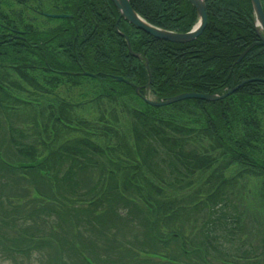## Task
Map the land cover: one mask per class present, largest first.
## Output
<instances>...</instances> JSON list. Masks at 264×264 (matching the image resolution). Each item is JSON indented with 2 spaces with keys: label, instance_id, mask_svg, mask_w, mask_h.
I'll list each match as a JSON object with an SVG mask.
<instances>
[{
  "label": "trees",
  "instance_id": "trees-1",
  "mask_svg": "<svg viewBox=\"0 0 264 264\" xmlns=\"http://www.w3.org/2000/svg\"><path fill=\"white\" fill-rule=\"evenodd\" d=\"M17 1L0 3V250L30 257L52 248L51 264H246L264 257V242L252 241L247 200L239 193L236 202L229 189L241 172L229 179L222 174L239 162L248 173L263 174L264 190V119L257 112L264 106V45L237 61L258 40L251 0H204L206 27L183 43L120 19L118 30L142 58L117 32L112 0H56L57 10L42 11L30 8V0ZM129 1L165 30L186 32L198 19L188 0ZM14 4L22 9H11ZM43 12L70 16L48 27L53 17ZM145 60L156 99L222 94L247 81L216 101L152 106L142 99L149 82ZM118 75L134 84L115 80ZM85 76L102 83L87 102L56 94L60 77L77 86ZM103 83L123 90L115 94ZM80 106L92 117L79 118ZM74 132L79 135L70 137ZM211 169L219 172L193 192L184 190ZM19 187L52 202L41 206L32 197L14 208L10 201L22 200L14 194ZM258 200L264 204V192Z\"/></svg>",
  "mask_w": 264,
  "mask_h": 264
},
{
  "label": "rangeland",
  "instance_id": "rangeland-1",
  "mask_svg": "<svg viewBox=\"0 0 264 264\" xmlns=\"http://www.w3.org/2000/svg\"><path fill=\"white\" fill-rule=\"evenodd\" d=\"M1 1L2 0H0V3H1ZM18 2H19V0L17 1V3ZM56 5H58L60 7L61 3L56 1V0H30V8L41 10V11H42V9H48L49 10L51 8L53 10H57L58 7ZM13 8L20 10V9H22V5L21 4H18V5L14 4L11 7V9H13ZM6 11H10V9H7ZM30 13L33 16H36L35 12L30 11ZM42 19L45 21V19L43 17H42ZM39 20H40V18H39ZM59 21L60 20H57L54 18L48 19V23H46V25H49L48 27H51V26H54L55 24H57ZM37 22L39 23V26H43L42 23H40L39 21H37ZM54 46H57V45H54ZM25 55L27 56L28 53H25ZM61 58L64 59L65 56H62ZM44 75H48V74H44ZM60 80L61 81L63 80V81L57 87V89L55 91L56 94L66 96L68 98V100H70L73 103H82L85 101L87 102V99L90 98L93 94L95 95V93L99 89L98 86L102 84L101 82H99L97 80H93L92 78H90L88 76L80 77L79 79H77L80 81L79 82L80 85H77V86H75V85L71 86L69 83V79L67 77H65V78L60 77ZM103 84L107 88L113 87V86H109L108 83H103ZM120 90L122 91L123 89H121V87L118 88L116 90L115 94H119ZM136 100H137V103H138L140 108H145V105L139 99L136 98ZM77 105H80V104H77ZM82 109H83V107H81V106L75 108L76 114L79 118L87 119V118L92 117V115L86 114L85 111H81ZM117 110H119V105L117 106ZM257 112L258 113L260 112L258 114L260 119L261 120L264 119V106H263L262 110H258ZM108 115L109 114L107 113V115H106L107 118H109ZM120 118H123V116H120ZM123 121L126 125H128V117L122 119V124H123ZM263 126H264V123H263ZM76 135H79V132L72 133L70 137H73ZM206 140H207V138H205V141ZM262 148H263L262 151L264 152V146ZM0 150L3 152V149L0 148ZM254 153H255V151L252 152V154H254ZM250 156H253V155L250 154L249 157ZM228 157H230V156H228ZM226 160H229V159L226 158V159L222 160V163H225ZM245 168H246V165H244V164H241L239 162H232L229 167L222 170V174L224 175L225 178L229 179L231 177H234L235 175L237 176V174L239 172H241L242 178H238L236 181H234L233 185L230 186L229 189L234 193L233 198L236 202L238 200L239 193L242 194V198L244 200H247V206L253 212L252 213L253 219L251 222V230L253 232V240L252 241L255 245H256V243H259V241H261L260 244H262L264 242L263 241L264 240V204L258 200V194L259 193L261 194V192H264V190L262 189V185H261L262 177H263L261 175H263V174H251V173H248V170H245ZM217 170L218 169H215L213 171L211 169V170L202 172L200 179L196 180L192 187H186L184 190L185 191L192 190V192H193L195 188L200 186L201 181L204 177H207L211 171H213V173L219 172V170L218 171ZM254 175H256V176H254ZM37 188L39 189V187H37ZM40 190L43 191L44 189H40ZM4 191H7V193H10V195L13 194V190L8 191L7 189H4ZM14 194L15 195L18 194V196L21 195L22 200H23V201L19 200V199L11 200L10 202L14 204V208L19 206V205H26L28 203L27 200L30 202V198H32V197H37V202H39L41 204V206L43 203L50 204L52 202V200L49 201L44 197L38 196L39 194L34 189L30 190L29 188H24V187L20 188L19 187L18 189H16ZM48 196H51V195H48ZM26 212H27V208H26ZM24 215H25V212L14 213L15 217H18V216L21 217ZM197 215H198L197 217L199 219H201L202 213L200 212ZM46 216H47V214H46ZM190 217H192V215H190ZM257 217H258V220H255ZM49 219L54 221L52 216H49ZM258 222H263V223L261 224V226H259L256 224ZM28 223H26V224H28ZM39 226L40 225H38V228H39ZM7 229L10 231V233H12V231L15 230L14 225H12L11 227H7ZM23 229H26V228H23ZM137 229H138V227H137ZM21 231H22V229H21ZM23 234H24L23 231L21 233H19V238L23 241V244H27V239L23 236ZM33 234H36V233H33ZM256 237L258 238V240ZM261 237H262V239H261ZM54 250H55V248H54ZM44 251H45L44 254H39L38 252H34L29 257L28 253H26V252H18V253L11 255L10 251H6L5 249L4 250L1 249L0 250V264H51L50 259H51V261H54L55 252L53 251L52 248H48L47 250L44 249ZM234 252H232V254ZM235 253H234V255H235ZM141 255H145V254H141ZM14 256L16 257L15 259L13 258ZM254 261L260 262V264H264V257L260 256L259 258H255L253 260H246L245 262H246V264H251ZM120 262L122 264V261H120ZM157 263H159V261L155 260V264H157ZM94 264H103V263L100 262V260H95Z\"/></svg>",
  "mask_w": 264,
  "mask_h": 264
},
{
  "label": "water",
  "instance_id": "water-1",
  "mask_svg": "<svg viewBox=\"0 0 264 264\" xmlns=\"http://www.w3.org/2000/svg\"><path fill=\"white\" fill-rule=\"evenodd\" d=\"M196 9L198 20L196 24L186 32H175L171 30H165L162 28H159L149 22H147L143 17H141L131 6L129 0H112L115 7L118 10L119 18H124L127 22L132 24L133 26L137 27L138 29L143 30L145 33L166 41H172V42H178L183 43L187 41L193 40L195 37H197L199 34L202 33L204 30L206 23H207V13L206 8L203 0H188ZM252 6H253V12L255 15V27H256V33L259 38L257 42H254L248 46V48L243 51L240 56L238 57L237 61H239L247 52L248 49H250L254 45H264V13L262 10L261 2L260 0H251ZM45 15L50 17H68L69 14H51V13H45ZM117 27V26H116ZM121 35H123L126 38V35L122 32H120ZM129 52L133 54L134 56L138 58H142L140 53H135L131 50L129 41L126 39ZM145 65L148 69L147 60H145ZM86 73V72H85ZM89 75H93L90 73H86ZM114 78L118 81H123L126 83H130L133 85L134 83L129 82L127 79H125L123 76H114ZM247 80H243L231 89L227 90L226 92L222 94H211V93H200V92H181L178 94L167 96L163 99H151L147 96V93L143 96L144 100L153 106H164L168 104H172L184 99H203L207 101H215L222 99L226 97L227 95H230L234 93L239 87H241ZM148 86V84H147Z\"/></svg>",
  "mask_w": 264,
  "mask_h": 264
},
{
  "label": "bare ground",
  "instance_id": "bare-ground-1",
  "mask_svg": "<svg viewBox=\"0 0 264 264\" xmlns=\"http://www.w3.org/2000/svg\"><path fill=\"white\" fill-rule=\"evenodd\" d=\"M118 20H120V18H119ZM252 47H253V46H252ZM242 58H243V57H242ZM242 58H241V59H242ZM241 59H240V60H241Z\"/></svg>",
  "mask_w": 264,
  "mask_h": 264
}]
</instances>
